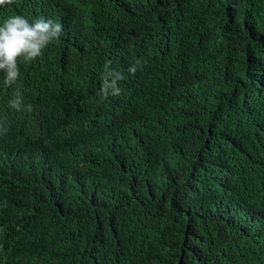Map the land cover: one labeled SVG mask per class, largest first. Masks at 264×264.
I'll return each instance as SVG.
<instances>
[{
    "label": "trees",
    "instance_id": "obj_1",
    "mask_svg": "<svg viewBox=\"0 0 264 264\" xmlns=\"http://www.w3.org/2000/svg\"><path fill=\"white\" fill-rule=\"evenodd\" d=\"M12 15L63 32L19 65L32 111L0 74V264H264V0ZM107 71L124 79L102 99Z\"/></svg>",
    "mask_w": 264,
    "mask_h": 264
},
{
    "label": "clouds",
    "instance_id": "obj_2",
    "mask_svg": "<svg viewBox=\"0 0 264 264\" xmlns=\"http://www.w3.org/2000/svg\"><path fill=\"white\" fill-rule=\"evenodd\" d=\"M15 0H0V7L13 4ZM63 29L59 23H53L51 20L43 18L29 21L21 15H12L0 23V74L3 76V85L12 87L17 85L8 101L10 108L17 112L32 111L30 104L23 105V97L20 86L17 81L20 79V63L28 64L39 58L44 49L61 38ZM141 61L137 60L128 71L135 73L137 66ZM124 79L120 72L107 71L103 77V84L98 95L102 99L108 96L121 95V89L118 81ZM3 121H0V134L6 133L7 129L3 127Z\"/></svg>",
    "mask_w": 264,
    "mask_h": 264
}]
</instances>
